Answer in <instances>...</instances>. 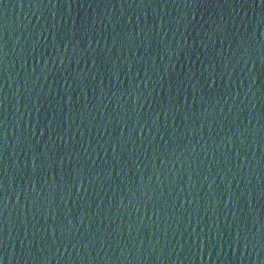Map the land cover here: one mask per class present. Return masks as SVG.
<instances>
[{"label": "water", "instance_id": "1", "mask_svg": "<svg viewBox=\"0 0 264 264\" xmlns=\"http://www.w3.org/2000/svg\"><path fill=\"white\" fill-rule=\"evenodd\" d=\"M0 264H264V2L0 0Z\"/></svg>", "mask_w": 264, "mask_h": 264}, {"label": "snow or ice", "instance_id": "2", "mask_svg": "<svg viewBox=\"0 0 264 264\" xmlns=\"http://www.w3.org/2000/svg\"><path fill=\"white\" fill-rule=\"evenodd\" d=\"M262 2H264V0H262Z\"/></svg>", "mask_w": 264, "mask_h": 264}]
</instances>
